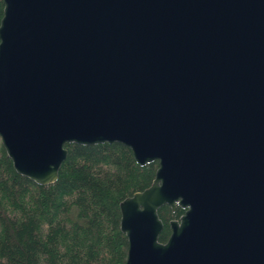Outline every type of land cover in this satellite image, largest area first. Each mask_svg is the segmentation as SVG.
Returning <instances> with one entry per match:
<instances>
[{
  "label": "water",
  "instance_id": "obj_1",
  "mask_svg": "<svg viewBox=\"0 0 264 264\" xmlns=\"http://www.w3.org/2000/svg\"><path fill=\"white\" fill-rule=\"evenodd\" d=\"M0 143L54 181L65 143L121 142L122 264H264V0H2ZM178 205L158 239L157 209Z\"/></svg>",
  "mask_w": 264,
  "mask_h": 264
},
{
  "label": "trees",
  "instance_id": "obj_2",
  "mask_svg": "<svg viewBox=\"0 0 264 264\" xmlns=\"http://www.w3.org/2000/svg\"><path fill=\"white\" fill-rule=\"evenodd\" d=\"M3 3L0 0V17ZM54 181L38 184L17 173L0 143V264H122L126 237L118 202L146 187L157 160L138 164L121 142L64 144ZM183 208L157 209L158 239Z\"/></svg>",
  "mask_w": 264,
  "mask_h": 264
},
{
  "label": "flooded vegetation",
  "instance_id": "obj_3",
  "mask_svg": "<svg viewBox=\"0 0 264 264\" xmlns=\"http://www.w3.org/2000/svg\"><path fill=\"white\" fill-rule=\"evenodd\" d=\"M174 210H175V208H174ZM174 210H173V211H174ZM175 218H178V216H177V217H175Z\"/></svg>",
  "mask_w": 264,
  "mask_h": 264
}]
</instances>
